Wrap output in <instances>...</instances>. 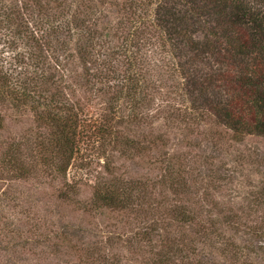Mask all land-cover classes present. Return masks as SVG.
<instances>
[{"label": "rangeland", "instance_id": "rangeland-1", "mask_svg": "<svg viewBox=\"0 0 264 264\" xmlns=\"http://www.w3.org/2000/svg\"><path fill=\"white\" fill-rule=\"evenodd\" d=\"M69 1L73 7L87 2ZM109 1L120 0L103 2L105 20L117 21L122 15ZM246 2L263 6V0ZM189 23L200 44L189 55L201 72L240 75L241 66L222 62L218 52L201 46L208 19L191 17ZM154 50L146 76L151 103L136 112L126 100L112 101L118 81L111 76L120 80L122 66H130L125 55L105 58L112 73L93 87L77 58L59 68L80 121L66 172L46 164L55 156L48 141L51 129L35 112L29 106L0 105V264H155L168 251L175 252L170 264H264V137L234 133L213 111L215 104L236 99L224 83L196 101L203 115L191 114L186 108L192 98L176 87L182 77L165 59L170 53L162 46ZM13 53L0 44L6 65ZM64 54L58 58L63 64ZM11 150L26 163L25 175L3 169ZM168 165L179 168L186 189L171 183ZM180 172L173 174L175 181ZM107 184L117 189L134 184L138 199L133 196L123 207H97L95 191ZM174 204L191 213V223L173 213ZM230 217L235 221L227 222ZM148 228L151 233L144 235ZM204 228L214 240L195 244ZM218 231L223 237H215ZM234 245L242 253L225 252Z\"/></svg>", "mask_w": 264, "mask_h": 264}, {"label": "trees", "instance_id": "trees-1", "mask_svg": "<svg viewBox=\"0 0 264 264\" xmlns=\"http://www.w3.org/2000/svg\"><path fill=\"white\" fill-rule=\"evenodd\" d=\"M86 1L73 7L69 0H0V44L3 42L15 52L10 65L5 64L3 57L0 59V105L29 106L51 129L48 141L52 142L55 156L47 158V165L66 172L78 145L79 115L65 93L67 86L63 83V74L61 78L57 75L59 68L61 70L77 58L93 87L97 82L102 84L112 73L104 61L113 54L125 55L130 66L124 62L120 80L111 76L114 83L118 81L117 85L113 84L116 90H113L112 101L126 100L134 105L136 112L144 108L146 102L147 105L151 103L147 66L154 59V48L158 46L170 53V58L165 59L172 62L171 72L182 77L176 87L192 98V105L186 108L191 114L203 115L205 110H201L196 101L204 98V91L210 92L224 83L233 88L236 99L228 105L215 104L211 107L213 111L218 112L219 118L234 133L264 137V0L259 8L246 0H120L116 4L109 1L122 15L117 21L105 20L109 15L103 2L107 0L99 4L96 0ZM191 17L208 19L206 39L201 46L218 52L222 62L241 66L240 75L201 72L202 68L189 55L191 49L200 46L189 23ZM64 52L65 65L58 59ZM99 91L105 93L103 88ZM112 110L115 112L114 108ZM17 154L11 150L4 159L3 169L25 175L28 168ZM58 157H62L60 161ZM167 169L171 183L186 189L179 168L175 170L168 165ZM175 172L181 175L176 181L172 178ZM137 190L134 184L118 189L110 184L100 186L95 191L93 203L97 207L128 206L133 196L138 199ZM261 201L264 202V196ZM172 206L173 213L181 215L184 222L191 223L194 219L185 207ZM226 219L230 222L233 218ZM208 232L204 228L199 233L201 238L193 242L214 240ZM150 233L149 228L143 232L144 235ZM215 233L216 229L210 235ZM223 235L218 231L215 237ZM234 246L230 250L224 248L225 252L242 253L241 247ZM174 253L168 251L167 256L160 257L155 264H170ZM248 263L254 264V260Z\"/></svg>", "mask_w": 264, "mask_h": 264}]
</instances>
